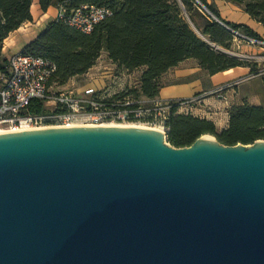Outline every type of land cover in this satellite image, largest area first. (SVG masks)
<instances>
[{
  "label": "water",
  "instance_id": "95a60500",
  "mask_svg": "<svg viewBox=\"0 0 264 264\" xmlns=\"http://www.w3.org/2000/svg\"><path fill=\"white\" fill-rule=\"evenodd\" d=\"M0 264H264V140L173 148L142 126L0 133Z\"/></svg>",
  "mask_w": 264,
  "mask_h": 264
},
{
  "label": "trees",
  "instance_id": "16d2710c",
  "mask_svg": "<svg viewBox=\"0 0 264 264\" xmlns=\"http://www.w3.org/2000/svg\"><path fill=\"white\" fill-rule=\"evenodd\" d=\"M197 1L222 24L261 41V37L248 26L220 19L213 4H207L206 0ZM32 2L0 0V51L10 33L32 20ZM63 3L67 11L93 5L107 8L111 15L97 24L90 34H83L54 20L23 49V54L43 57L55 64L56 71L50 85L61 86L70 78L83 75L95 64L101 51L127 72L142 69L138 86L130 92L114 94V100L126 97L154 99L160 89L159 78L187 59L196 60L200 68L210 75L236 67L250 68L251 75L260 74L255 65L225 53L232 48L235 37L214 20L201 15L196 0H38L43 12ZM246 13L251 18L257 17L248 9ZM198 16L202 17L200 23ZM5 63L6 59L0 61V70ZM43 110L42 103L37 100L28 106L30 114H41ZM165 127V142L173 148L189 147L204 135L213 136L224 146L251 145L264 140V109L246 104L231 107L227 128L221 131L210 121L176 114L173 109Z\"/></svg>",
  "mask_w": 264,
  "mask_h": 264
},
{
  "label": "built area",
  "instance_id": "2783aa9c",
  "mask_svg": "<svg viewBox=\"0 0 264 264\" xmlns=\"http://www.w3.org/2000/svg\"><path fill=\"white\" fill-rule=\"evenodd\" d=\"M110 15L107 8L93 5L67 11L63 3L57 8L55 20L83 34H90ZM221 26L239 42L264 46L262 41L248 38L222 23ZM55 71V64L43 57L17 52L6 58L0 70V133L50 127L131 126L136 123L157 129L166 137L165 123L173 109L176 114L187 112L206 96L225 93L252 78L228 81L207 94H198L187 100H134L130 97L114 100L113 95H98L92 90L81 97L68 89H53L50 81ZM33 100L42 103L44 110L41 114L28 113Z\"/></svg>",
  "mask_w": 264,
  "mask_h": 264
},
{
  "label": "crops",
  "instance_id": "0c3cea01",
  "mask_svg": "<svg viewBox=\"0 0 264 264\" xmlns=\"http://www.w3.org/2000/svg\"><path fill=\"white\" fill-rule=\"evenodd\" d=\"M206 3H212L216 7L222 20L229 23L246 25L264 39V29L258 27V24L253 22V20H251L246 14L239 15L238 17H226V15L222 12V8L224 6L221 5L225 4V2L221 0H206ZM228 11L230 12L231 10ZM30 13L32 20L23 23L4 40L6 41L13 36L14 41L12 42L17 47V52H22L23 49L41 32H43L50 23L54 22L57 14V8L49 7L45 12H43L39 8L38 0H33ZM240 45L241 42L238 40L233 41L234 49L235 47L238 49L243 47H240ZM104 56L110 63L111 67H119L124 71H127L119 65L112 63L107 58L106 52H104ZM99 63L100 58L97 59L95 64L88 70L85 76H88L95 69H97ZM137 71L140 76L142 69ZM242 77L252 78L237 87L226 91L222 96H206L199 103L193 104L189 107L187 111L188 113L186 112V114L195 118L212 122L216 129L221 131L227 128L228 110L231 107L246 104L248 106L262 107L264 109V77L260 74L257 76L251 75L250 68L248 67H236L225 72L210 75L207 71L200 68L196 60H184L177 66L169 69L159 78L160 89L155 99L161 101L187 100L198 94H207L223 83Z\"/></svg>",
  "mask_w": 264,
  "mask_h": 264
},
{
  "label": "rangeland",
  "instance_id": "374dc122",
  "mask_svg": "<svg viewBox=\"0 0 264 264\" xmlns=\"http://www.w3.org/2000/svg\"><path fill=\"white\" fill-rule=\"evenodd\" d=\"M221 1L225 2V4H221V5L228 8V9L224 7L222 8V12L226 15V17H231V16L238 17L239 15L242 14H246L247 16H249L246 13L248 9L257 15L256 18H251L250 16L249 18L253 20V22H256L258 24V27L264 29V0H237L235 2L229 0H221ZM228 10L231 11L229 12ZM199 12L204 17L213 20L212 17H210L200 7H199ZM184 18L186 21H188L186 15H184ZM201 19H202L201 16L197 17V21L199 23L202 21ZM261 39H262L261 41L264 42V39L263 38ZM12 41H14L13 36H11L8 40L3 41L2 43L3 48L0 51V61H3L4 59L8 58L10 55L14 53H17V47ZM240 47H241L240 49H238L237 47H235L234 49L232 45V48L226 51H228L229 53L240 55L237 58L242 59L243 61H248L252 65H255V68L259 70L260 75L264 76V46L261 47L259 45H249L247 43L241 42ZM214 49L219 51L217 47H214ZM228 55L232 56L231 54ZM98 58H100V63L97 66V69H95L88 76H85V74L88 72L87 71L83 75L70 78L66 83H64L61 86H58L57 84L53 83L51 87L53 89H68L82 97V96H86L87 95L86 92L89 90H92L98 95H102V94L114 95L122 92H130L138 86V82H139L138 71L127 72L119 67H111L110 63L104 56V51L100 52ZM222 95H224V93L213 94L210 96L217 97ZM181 114L184 115L186 114V112H182ZM133 125L139 126V124L136 123ZM206 136L213 137L211 135H206Z\"/></svg>",
  "mask_w": 264,
  "mask_h": 264
}]
</instances>
